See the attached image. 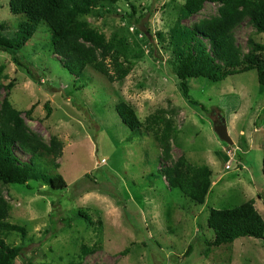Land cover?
Returning <instances> with one entry per match:
<instances>
[{
  "label": "rangeland",
  "instance_id": "1",
  "mask_svg": "<svg viewBox=\"0 0 264 264\" xmlns=\"http://www.w3.org/2000/svg\"><path fill=\"white\" fill-rule=\"evenodd\" d=\"M187 1L109 0L81 18L114 41V53L131 69L119 83L91 68L72 76L54 54L55 35L45 22L21 50L33 64L34 77L0 51L3 82L14 84L11 90L1 89L0 110L9 97L30 132L47 146L52 138L62 144L60 156L43 155L39 166L49 175H61L66 189L53 190L44 181L0 182V199L10 207L7 222L27 229L26 236L0 229V239L22 248L34 264H264V240L243 238L208 247L215 239L208 227L212 209H234L254 200L264 219V86L256 71L219 83L190 79L196 104L184 98L172 31L179 21L192 27L228 12L225 4L207 2L199 14L181 20ZM144 14L149 16L140 25L131 19ZM25 20L11 13L10 0H0L3 36L13 39ZM233 34L241 60L250 57L264 73V50L250 43L264 47V34L248 17ZM122 102L145 125L140 132L119 116L116 107ZM150 117L164 119L172 130L168 154L154 136ZM222 118L233 145L215 132ZM14 152L21 162L31 158L19 147ZM182 156L212 171L204 205L191 202L168 181L167 169ZM83 246L93 253L83 256Z\"/></svg>",
  "mask_w": 264,
  "mask_h": 264
},
{
  "label": "trees",
  "instance_id": "2",
  "mask_svg": "<svg viewBox=\"0 0 264 264\" xmlns=\"http://www.w3.org/2000/svg\"><path fill=\"white\" fill-rule=\"evenodd\" d=\"M109 0H10L13 15L25 16L26 20L19 25L13 39L3 36L0 31V51L9 54L12 60L25 68L34 77L33 64L24 60L21 50L34 37L40 23H47L52 29L55 39L54 54L61 57L64 68L75 77H79L87 68L108 78L111 83L122 82L130 73L120 57L114 53L115 44L98 31L87 27L81 18L89 16L99 5ZM117 2L118 0H112ZM207 2L222 3L228 12L221 18L202 21L192 27L180 24L171 33V43L175 54L179 78V88L191 104L190 79H207L219 83L226 79L251 71L258 72L259 83L264 86V73L250 57L243 60L235 50L233 29L248 17L249 24L258 34H264V0H188L181 11V20L199 14ZM242 7V13L237 8ZM135 10V9H134ZM152 16L154 11L150 10ZM135 15V11L133 12ZM149 15L133 16L131 19L140 25ZM3 28L0 26V30ZM150 33V31L148 30ZM255 50L263 51L264 47L253 41ZM60 60V61H61ZM4 66L0 65V91L11 90L14 84L5 85ZM117 112L127 127L133 132H140L145 125L140 121L136 111L126 103L116 107ZM204 109V108H203ZM150 117L152 131L164 153L171 150V128L162 118ZM19 147L23 153L31 155L28 162H21L14 148ZM62 144L52 138L50 146L38 135L30 132L20 118V113L6 97L0 110V182L11 185H26L31 181H44L53 190H64L67 182L61 175H49L40 168L39 160L43 155L60 156ZM240 157L243 156L240 155ZM264 174V159H263ZM212 171L207 166H198L182 156L178 162L167 169V178L172 188L179 190L187 199L197 205H204L211 187ZM10 207L0 199V229L26 236L24 226L10 224ZM79 216L90 222V217L82 212ZM208 227L215 235L209 248L232 245L243 238L264 240V219L255 208L254 200H250L234 209H212L209 213ZM94 250L83 246V256ZM128 250L124 252L127 254ZM28 260L22 248H11L0 239V264H14L17 259Z\"/></svg>",
  "mask_w": 264,
  "mask_h": 264
},
{
  "label": "water",
  "instance_id": "3",
  "mask_svg": "<svg viewBox=\"0 0 264 264\" xmlns=\"http://www.w3.org/2000/svg\"><path fill=\"white\" fill-rule=\"evenodd\" d=\"M215 132L223 142H226L230 145L234 144L233 140L229 135L228 126L224 118H222L221 122L216 123Z\"/></svg>",
  "mask_w": 264,
  "mask_h": 264
}]
</instances>
